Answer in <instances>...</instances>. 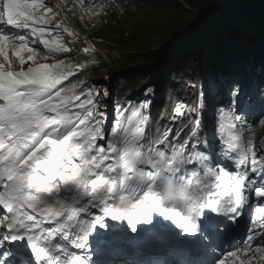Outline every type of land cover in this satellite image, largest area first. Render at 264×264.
<instances>
[{
  "label": "snow or ice",
  "instance_id": "snow-or-ice-1",
  "mask_svg": "<svg viewBox=\"0 0 264 264\" xmlns=\"http://www.w3.org/2000/svg\"><path fill=\"white\" fill-rule=\"evenodd\" d=\"M103 7L0 0V264H93L70 249L83 253L106 217L133 233L174 225L199 236L211 264H264V207L232 249L216 255L213 239L217 217H234L250 193L264 200V139L254 142L255 124L220 108L209 139L204 107L183 99L167 122L145 102L117 105L109 124L101 99L109 91L79 79L87 63L62 58L80 39L69 13L79 10L82 21ZM85 42L80 51L94 52ZM202 95L210 99L211 90ZM257 103L264 109L255 97L249 108Z\"/></svg>",
  "mask_w": 264,
  "mask_h": 264
},
{
  "label": "trees",
  "instance_id": "trees-1",
  "mask_svg": "<svg viewBox=\"0 0 264 264\" xmlns=\"http://www.w3.org/2000/svg\"><path fill=\"white\" fill-rule=\"evenodd\" d=\"M143 2L150 4V7L156 6L157 8L169 11L168 19H171L174 24L175 22H179L183 23V25L181 24L178 29L174 31L173 34L175 35L172 34L166 42L162 43L163 45L160 44L157 46L156 44L154 46H150L142 40L136 43L131 38L132 33H129V31L123 34L120 33L121 31L118 29L114 31L113 29H109V27L106 29L103 28L104 34H102V37L104 39L107 38L109 42L118 45L121 52L125 50L121 49V45H124L126 48V46L135 44L140 48H142V45H145L146 47L144 51H146V54L139 52L129 53L125 58L123 57V59L119 57L114 58V53L108 52L107 54L98 55L94 52L88 55L81 52L71 54L66 58H74L80 63L88 64V69L80 75V80L85 81L87 85L90 86L92 85L90 77L96 73V70L100 71V69L105 66L104 68H108L106 69V72L111 74V70H114L115 68L113 66L117 63L135 61L134 66L138 67L133 70L132 73L124 74L125 76H122L121 78H115V80L118 81L113 84L116 92L120 93L121 96L128 94L130 97L131 94L129 92L137 86L145 87L144 90L146 91L148 89L146 86L148 83L147 81L150 76H152L155 78L154 80L157 81V84L161 86L159 91L162 97L160 98L159 103L166 102L168 101L167 96L170 95L168 90L172 85L177 86V83H180V73L183 72L180 65H186L189 61L186 57L189 53L180 50L183 47L181 46V43H179L181 40H177L175 37L178 38L179 31L182 29H186L191 25H197L200 30V34L204 32L208 34V38L206 37L207 43L204 45L207 46L208 50L212 54L206 55L203 51L198 49L196 54L197 59L199 61H207L209 64L214 62L215 68L224 78L229 75V72L233 67L242 65L246 59L249 60L252 64H254V66H259L257 68L259 71L256 74V83L260 86V88L253 90V92L254 94H264V77H262L263 72L261 71L262 67H260L261 64H264L263 0H239L236 4V8H231V10L226 13L215 12V10L217 11L216 4H214L215 7H211L214 9H207L206 7L210 6L204 3L203 0H179V2L174 0H114V3L117 5L119 10V14L122 15L123 18L128 14L127 7L129 5L133 4L132 7L136 8ZM229 28L235 29L236 34L241 37L239 43H237L236 37L229 34ZM219 33L223 37V43L219 44V47H216L214 42H212L214 41L212 38ZM196 34L197 33L191 35L192 38L195 37ZM230 38L233 39V42L229 40ZM165 46H169L171 49L167 51ZM147 49L152 51H148ZM249 51H251V53L248 55ZM101 52L102 51H97V53ZM213 58L216 60L214 61ZM101 61L106 63L104 65H100L99 62ZM212 70L213 69L208 70V72L205 71V73L210 74ZM156 72L157 77H155ZM198 82H201V80ZM237 82L238 78H236V83ZM246 86L250 88L251 83H246ZM126 102L128 101H124L123 103Z\"/></svg>",
  "mask_w": 264,
  "mask_h": 264
},
{
  "label": "rangeland",
  "instance_id": "rangeland-1",
  "mask_svg": "<svg viewBox=\"0 0 264 264\" xmlns=\"http://www.w3.org/2000/svg\"><path fill=\"white\" fill-rule=\"evenodd\" d=\"M174 1L179 2V0H174ZM238 1L239 0H203L204 3H206L208 6H210V7H206L207 9H214L211 7H215L214 4H216L217 11L215 10V12H217V13L229 12L231 10V8H236V4ZM47 2L50 3L51 5H56V4L60 3V0H47ZM88 3H89L88 0H84L85 6H87ZM70 6H71V0H69V7ZM132 6H133V4L130 5V11L128 12V14L124 18H121L118 15L117 10L114 6V1H112V0L111 1L109 0L107 8L103 9V14L99 15V16H85L84 19L81 21V19L79 18L80 17L79 10H77V13L74 17L72 16L71 13H69V16L72 18L68 20V22H67L68 26L71 28V22H74L77 24V29H82V31H84V33L82 32L83 33V36H82L81 34H79L77 29L72 28V30L76 31L80 37V39H78L75 43L78 45V47L75 46L74 49L75 50H78V49L81 50L82 48L86 47L87 43L85 41L87 39H85V38H87V37L92 39V40H87L88 42H91L93 40L98 41L99 35L97 33L100 30H104L103 28H106V27H109V29H113L114 31H116L118 29L121 31L120 33H123V34L127 33V31H129V33L131 32L132 33L131 38L136 43L138 41L142 40L145 43H148V45H150V46H154L155 44H156V46L160 45V44L163 45L162 43L166 42L167 39L174 33V31H176L178 29V27L181 24L183 25V23H179V22H177V23L175 22V24H174V22H172L171 19L169 20L168 19L169 11H167V10L157 8L156 6L150 7V4H148V3L146 4L144 2L140 3V5H138L136 8H133ZM90 26H94L93 29L92 28L90 29L89 28ZM181 31L184 32L183 35L187 34L186 29H182ZM181 31H179V34H178L179 36L182 35ZM229 32L232 36L236 37L237 43H239V40L241 39V37L236 34L235 29L229 28ZM102 34H104L103 31L100 33V36H102ZM173 35H175V34H173ZM68 38H70V37H68ZM220 38H221V41H220ZM175 39H177V38L175 37ZM206 39L207 38H206L205 33L200 34L198 32L195 37H193V38H192V36L189 38L187 37V38H184L180 42V43H184L182 45L183 46L182 49H180V50H182L183 52L186 51L189 53L186 55V57L188 58L189 61L186 65H184L186 67V69L182 73H180V79H179L180 83H177L178 87H181L183 84V74H186L187 76H192V75L195 76V75L202 74V72L198 69L197 64H195V60L199 61L197 59V55H196L198 49L203 51L206 55H207L206 52H209L207 47L204 45L205 43H207ZM222 39H223V37L219 33V34H216V36L212 38V40H214L212 42H214L216 47H219V44L223 43ZM229 40L233 42L232 38H230ZM105 43H106V45L104 47H98V48H100V50H111V48L116 46L115 43L109 42L107 40V38L105 39ZM134 45L135 44H133L131 46H126V48H124V49H126V50L134 49L139 53L146 54V52L144 51L145 47H146L145 45H142V48L138 47V45H135V46ZM106 46H107V48H106ZM38 47L40 48L41 51H43L42 46H38ZM101 48H106V49H101ZM118 48H119V46L115 47L116 50ZM139 48H140V50H139ZM95 50H96V48L94 46V53H97ZM147 50L152 51L149 49H147ZM77 52L82 53V51H72L71 54H75ZM105 63L106 62H104V61L99 62L100 65H104ZM134 63H135V61L125 62V63L119 62V63H117L118 65H114L115 68H114V70H111V72H112L111 74H108L106 71L96 70V73L93 75V77H90L91 81L95 84L94 88L97 91H99L100 93H103L105 90L110 91V89L112 88V93L116 94V92L114 93L115 87H113V84H114V82L117 83L118 81H116L115 78H117V77L121 78L122 76H125L124 74L132 73V71L138 67V66L137 67L134 66ZM205 64H206V62H205ZM114 73H118V74L115 76ZM155 77H157V72L155 74ZM149 79L147 81V82H149L148 88L150 90H153V89L155 90L158 87L157 81L154 80L155 78H153L152 76H150ZM218 79L219 78H217V80ZM217 80L208 78L206 83L218 84ZM206 83L202 82L201 86L202 85L204 86V84H206ZM211 87H212V89L214 88L213 85ZM217 97L219 98L220 96H217ZM109 98L110 97H107V98H105L103 96L101 97V99L104 100V102L107 104L106 109H107V113H108V119L111 121L112 120L111 116L113 115L114 109L112 107L111 100ZM261 120H264V116H262L258 120V122L256 124V128H255V139L257 141L256 142L257 145H259L260 140H261L262 136L264 135V124L260 123ZM245 121L246 120H244V122ZM106 127H107V125H106ZM254 209L257 210L256 208H254ZM257 214L259 215V213H257Z\"/></svg>",
  "mask_w": 264,
  "mask_h": 264
},
{
  "label": "bare ground",
  "instance_id": "bare-ground-1",
  "mask_svg": "<svg viewBox=\"0 0 264 264\" xmlns=\"http://www.w3.org/2000/svg\"><path fill=\"white\" fill-rule=\"evenodd\" d=\"M71 24L74 25V26L77 25L74 22H71ZM93 27L94 26H90L89 28L93 29ZM82 32L84 33V31H81V32H79V34H81L83 36ZM181 34L182 35L179 36L177 39H180L182 41L184 39L183 37L185 35H183L184 34L183 31H181ZM205 34H206V37H207L208 34L207 33H205ZM229 34H230V32H229ZM186 36H187V34H186ZM71 39L68 38L65 35V40L69 41ZM181 41H179V43ZM183 44L184 43H181V46ZM75 46L78 47L77 44H75ZM116 46H118V45H116ZM116 46L111 48V50H107L108 52L114 53V58L119 57V58L123 59V57L125 58L126 55L129 54V53H138L136 50H133V49H129V50L125 49L124 50V48H125L124 45H121V49L124 50V51L121 52L119 50V48L117 50L115 49ZM165 47H166L167 51H169L171 49L168 46H165ZM95 48H96V50H95L96 52L97 51H102V50H100V48H98L96 46H95ZM73 51H80V49H78V50L74 49ZM250 52L251 51H249L248 55L250 54ZM206 53H207V55H212L210 53V51L206 52ZM62 58H66V57H62ZM213 60L215 61L216 59L213 58ZM205 62H206V64H205ZM195 64H197V67L202 72V75L206 74L205 71L208 72V70H211V69L215 68V63L214 62L212 64H209L207 61H197V60H195ZM116 65H118V64H116ZM180 66H181L183 71L186 69L184 65H180ZM104 67L101 68L100 71H106L107 68H104ZM113 67H115V66H113ZM258 67L254 66V64H252L249 60L246 59L245 62L242 63V65L237 66V67H233L230 70L229 75L227 76V81L226 80L225 81H221L220 78L218 80L216 79L218 81V84L206 83L208 78H206V79L205 78H200V75L187 76L186 74H183V84L178 89V92H179L178 96L179 97L178 96L175 97L172 93H170V95L167 96V100L168 101L163 102V103H159L160 98L162 97L161 94H158L159 84H158V87L155 90L153 89V90L149 91L150 90L148 88L149 82L146 84V86L148 88V89L146 88L147 89L146 91L144 90L145 87L137 86L131 92H129L131 94L130 97L128 96V94L124 95V96H121L120 93L116 92V90L114 91V93L116 92V94H113L112 93V88H111L110 91H109V93H110V96H109L110 98L109 99L111 100V104H112L113 109L117 105H123L125 107H130L132 105L130 103H123L124 101H136L133 104H136L137 106H139L140 104L145 103V102L149 103L150 107L154 106L156 108L155 109L156 113H162V112L170 113L169 111L172 109L174 104L177 103L180 99H183V100H185L187 102H191L192 100L188 99V97L195 98V99H200L201 98V101H202L201 104L204 107L203 122H204V125L206 126V128L208 129L209 139H211V131H212L213 124H214V118H215V116L218 113V109H220V108L232 107L234 110H236V114L241 115L242 117L245 118V120H246L245 122L246 123L255 124V128H256V124H257L258 120L262 116H264V109H261V107L259 106L258 103L252 105V107L249 108V102L254 97L257 100L264 99V96H256L254 94V92H253V90H256V89L260 88V86L256 83V80H257L256 74L259 71L257 69ZM260 67H262V70H261L263 72L262 77H264V64H261ZM89 71H87V72H89ZM117 74L118 73H114L115 76ZM236 78H238V82L237 83L235 82ZM198 80H201V82H198ZM202 82H205L206 84H204V86L203 85L201 86ZM242 82H244V83H242ZM249 82L251 83V86H250V88L248 87L249 89H247L246 83H249ZM212 85L214 86L213 89L211 87ZM230 89H231V91H230ZM209 90H211V98L210 99H205V97L202 94L207 92V91H209ZM217 96H220V97L218 98ZM137 97H140L142 99V101H137ZM213 99H214L215 103L213 102ZM240 109H243V111H240ZM105 111L107 112V109ZM162 116L163 115L160 114V117H162ZM112 117H113V115L111 116V118ZM155 120H157V119H155ZM157 121H160V120H157ZM165 122H167V120H165ZM243 122L244 121H242V123ZM110 123H111V121L109 120V124ZM253 134H254V142L256 143L257 141L255 139V131H253ZM262 139H264V135L262 136L261 140ZM249 195H250V201L245 206L243 212L244 213H250V215L253 217L254 215H258L257 214V210H256L255 214H252V212L250 210L252 208L254 209L255 206H256L255 207L256 209L258 207H263L264 206V200L255 197L254 193H250ZM242 208H243V206L241 207V209ZM241 209H240V213H241ZM240 222H241V224H243L242 221H240ZM250 223H251V219H250ZM222 228H223V225L219 226L220 232L215 234L214 238H213L214 239V243L217 246V250L221 249L222 247H225V245L228 244L227 242L225 243L224 240H220L221 235H222ZM244 235L237 237V239L241 240L244 237ZM139 236L140 237L145 236V232H141ZM147 250L150 253L152 252L150 249H147ZM197 250L200 253H202L203 249H199V247H197ZM208 255H210V258H212V259L214 258L213 255L210 253V251H205L204 250L203 257H205V256L207 257ZM216 255H218V254H216ZM124 256H127V255H123V257ZM181 256H182V254L178 255L177 258H179ZM183 257H185V256H183ZM106 262H104L102 264H105ZM183 264H186V262L183 263Z\"/></svg>",
  "mask_w": 264,
  "mask_h": 264
},
{
  "label": "water",
  "instance_id": "water-1",
  "mask_svg": "<svg viewBox=\"0 0 264 264\" xmlns=\"http://www.w3.org/2000/svg\"><path fill=\"white\" fill-rule=\"evenodd\" d=\"M200 30L198 29L197 25H191L190 27L186 28L187 36L185 35L183 38H189L194 33H198Z\"/></svg>",
  "mask_w": 264,
  "mask_h": 264
}]
</instances>
